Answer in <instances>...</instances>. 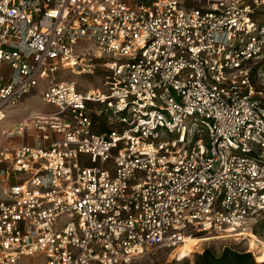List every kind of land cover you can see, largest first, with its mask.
Here are the masks:
<instances>
[{"label": "built area", "instance_id": "1", "mask_svg": "<svg viewBox=\"0 0 264 264\" xmlns=\"http://www.w3.org/2000/svg\"><path fill=\"white\" fill-rule=\"evenodd\" d=\"M100 58L105 92L59 75ZM254 72L264 0H0V123L41 90L53 107L1 132L0 264H125L246 232L264 218Z\"/></svg>", "mask_w": 264, "mask_h": 264}, {"label": "rangeland", "instance_id": "2", "mask_svg": "<svg viewBox=\"0 0 264 264\" xmlns=\"http://www.w3.org/2000/svg\"><path fill=\"white\" fill-rule=\"evenodd\" d=\"M86 48H89L90 52H93L94 55H97L95 49H91V47L89 46H86ZM85 52L86 51H84V49H80V53ZM104 61L105 58H100L99 60H97V62L100 64L97 65L95 69H91V71H89V69L87 68L86 72L75 74L69 70H65L61 71L59 75L66 79L76 81L79 89L82 92L98 90L105 92L107 91V75L109 74V72L107 71V68L105 66L101 65V63H103ZM253 82L257 91L264 94V76L261 73L254 72ZM30 98L31 99L29 103L32 104V106L34 105V107L27 108L26 110L28 112L32 108L36 107L37 111H43L46 109L47 104L45 105L42 102L40 96ZM50 107L53 109L52 106H49L48 109H50ZM10 116H12L10 120H13L14 117H19V114L18 112H12ZM193 120L194 118L190 119L189 121L191 135L196 134L198 138L204 139V141L207 143L208 139L206 131L200 125L192 126ZM8 125V119L4 123H0V137L2 130L7 128ZM193 238H197L201 241L199 243H196L192 251L186 257H183L179 254V249L173 251L151 249L141 255H138L125 264H194L198 261L199 255H201L205 251V249H211L217 255H221L225 248H233L238 251L251 252L258 263H264V261L258 260L264 254V219L258 220L257 218L255 220L253 219L249 221L247 231L239 236L216 237L215 235H196ZM44 260L45 259L43 255H37L35 257L24 258L21 261V264H43Z\"/></svg>", "mask_w": 264, "mask_h": 264}, {"label": "trees", "instance_id": "3", "mask_svg": "<svg viewBox=\"0 0 264 264\" xmlns=\"http://www.w3.org/2000/svg\"><path fill=\"white\" fill-rule=\"evenodd\" d=\"M259 217L258 220H263ZM194 264H264L258 263L251 252L238 251L233 248H225L221 255H217L211 249L199 255L198 261Z\"/></svg>", "mask_w": 264, "mask_h": 264}, {"label": "crops", "instance_id": "4", "mask_svg": "<svg viewBox=\"0 0 264 264\" xmlns=\"http://www.w3.org/2000/svg\"><path fill=\"white\" fill-rule=\"evenodd\" d=\"M41 92H42V90L39 91L37 94H34V95H31V96L27 97V99H26L24 105H22V106L20 107V109L18 110L19 117H14L13 120L8 121L9 125L7 126L6 129L11 128L12 125H13L17 120H19V119L23 118L25 115H27V112H28V111H27L26 109L29 108V107H34V105L32 106V104L29 103V101H30V99H31L30 97H37V96H40V97H41ZM36 108H37V107H36ZM48 108H49V107H46V109H48ZM94 123H95L94 130H95L96 132H104V131H108V130H110V129H112L113 127L116 126V124H115V120H114V122L112 121V123H110V122H108V121L105 119V117H101V116L98 115V114H94ZM15 141H17V140L15 139ZM26 141L33 143V138L28 137V138H26Z\"/></svg>", "mask_w": 264, "mask_h": 264}, {"label": "bare ground", "instance_id": "5", "mask_svg": "<svg viewBox=\"0 0 264 264\" xmlns=\"http://www.w3.org/2000/svg\"><path fill=\"white\" fill-rule=\"evenodd\" d=\"M211 239V238H210ZM256 239V238H255ZM213 240V239H212ZM201 240L199 239H190L188 238L185 242V244L179 249V254L183 257H186L189 255V253L192 251L193 247L196 245V243H199ZM203 241V240H202ZM205 242V241H204ZM260 243V242H259ZM254 249V248H253ZM260 261H264V254L258 259Z\"/></svg>", "mask_w": 264, "mask_h": 264}]
</instances>
